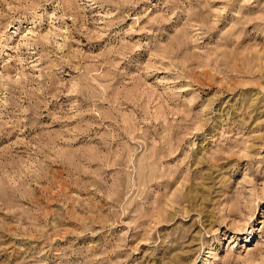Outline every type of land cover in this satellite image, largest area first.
I'll list each match as a JSON object with an SVG mask.
<instances>
[{"label":"rangeland","instance_id":"374dc122","mask_svg":"<svg viewBox=\"0 0 264 264\" xmlns=\"http://www.w3.org/2000/svg\"><path fill=\"white\" fill-rule=\"evenodd\" d=\"M0 264H264V0H0Z\"/></svg>","mask_w":264,"mask_h":264}]
</instances>
